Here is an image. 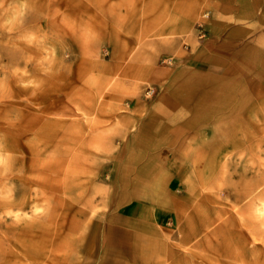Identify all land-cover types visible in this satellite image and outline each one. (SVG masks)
<instances>
[{"label": "rangeland", "instance_id": "374dc122", "mask_svg": "<svg viewBox=\"0 0 264 264\" xmlns=\"http://www.w3.org/2000/svg\"><path fill=\"white\" fill-rule=\"evenodd\" d=\"M0 264H264V0H0Z\"/></svg>", "mask_w": 264, "mask_h": 264}, {"label": "crops", "instance_id": "0c3cea01", "mask_svg": "<svg viewBox=\"0 0 264 264\" xmlns=\"http://www.w3.org/2000/svg\"><path fill=\"white\" fill-rule=\"evenodd\" d=\"M145 206L140 203L135 204L131 207L130 213L135 221H141L144 217Z\"/></svg>", "mask_w": 264, "mask_h": 264}]
</instances>
